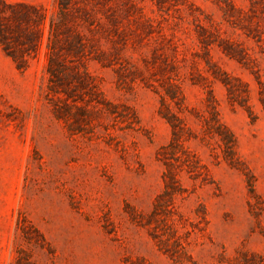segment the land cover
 Listing matches in <instances>:
<instances>
[{"label":"rangeland","instance_id":"374dc122","mask_svg":"<svg viewBox=\"0 0 264 264\" xmlns=\"http://www.w3.org/2000/svg\"><path fill=\"white\" fill-rule=\"evenodd\" d=\"M10 1L47 20L25 67L0 44V264H264V0H71L59 33L85 45L63 57L95 88L68 118L48 95L56 0ZM162 102L204 171L167 209Z\"/></svg>","mask_w":264,"mask_h":264},{"label":"trees","instance_id":"16d2710c","mask_svg":"<svg viewBox=\"0 0 264 264\" xmlns=\"http://www.w3.org/2000/svg\"><path fill=\"white\" fill-rule=\"evenodd\" d=\"M71 0H56L60 18L58 21L52 18L51 34L48 42L49 73V98L54 102H64L63 105L56 103L55 112L58 117L68 118L76 102H93L92 94L95 88L92 75L87 70H80L74 64H69L63 57L68 52H79L84 47L81 34L76 33L73 39L66 38V44L60 36L61 25L67 19ZM47 13L43 6L22 2L0 0V44L11 55L20 68L25 67L29 57L36 54L42 41L43 29L46 24ZM86 94L91 98L86 99ZM171 98L175 100L176 95ZM73 102V103H72ZM103 102H109L103 99ZM176 106L177 109L173 106ZM181 102H162L161 113L172 126V138L160 151V157L164 162L165 189L158 198L157 208H166L174 202L177 195H183L185 188L182 186L179 173L187 171L194 179L202 176V164L198 156L186 145V140L194 136L193 131L185 123L180 114ZM208 132L217 135L223 142V148L227 158L234 152L236 140L234 135L221 122L218 114L208 121ZM22 264L21 258L17 259Z\"/></svg>","mask_w":264,"mask_h":264}]
</instances>
